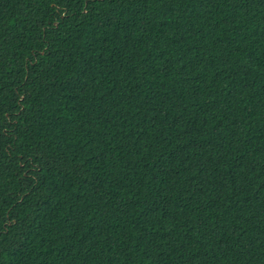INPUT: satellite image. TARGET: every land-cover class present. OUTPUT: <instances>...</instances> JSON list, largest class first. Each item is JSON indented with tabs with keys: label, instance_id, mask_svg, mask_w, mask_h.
<instances>
[{
	"label": "trees",
	"instance_id": "trees-1",
	"mask_svg": "<svg viewBox=\"0 0 264 264\" xmlns=\"http://www.w3.org/2000/svg\"><path fill=\"white\" fill-rule=\"evenodd\" d=\"M0 264H264V0H0Z\"/></svg>",
	"mask_w": 264,
	"mask_h": 264
}]
</instances>
